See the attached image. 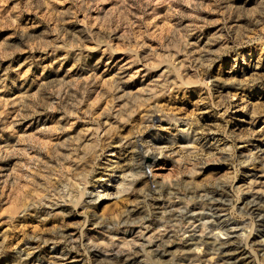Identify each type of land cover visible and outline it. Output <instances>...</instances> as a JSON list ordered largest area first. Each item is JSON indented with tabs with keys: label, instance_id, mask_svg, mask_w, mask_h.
Segmentation results:
<instances>
[{
	"label": "rangeland",
	"instance_id": "obj_1",
	"mask_svg": "<svg viewBox=\"0 0 264 264\" xmlns=\"http://www.w3.org/2000/svg\"><path fill=\"white\" fill-rule=\"evenodd\" d=\"M159 184L179 193L145 198ZM202 191L264 264V0H0V264H122L89 239L130 241L102 225L134 207L165 245L135 264H174Z\"/></svg>",
	"mask_w": 264,
	"mask_h": 264
},
{
	"label": "bare ground",
	"instance_id": "obj_2",
	"mask_svg": "<svg viewBox=\"0 0 264 264\" xmlns=\"http://www.w3.org/2000/svg\"><path fill=\"white\" fill-rule=\"evenodd\" d=\"M15 146H16L15 143H14V145H12L10 143V144H4L1 147L5 150V152L11 153L15 150L14 149ZM160 154H162V152ZM140 156H141V159L143 161H145V157L147 155L145 154L143 156L142 155H140ZM146 159H150L151 162L147 163V166H146V164L144 165V163H142V170H145L146 172L148 171L149 173H151L153 178H156L157 174L153 173V168L158 167V165H157L158 164V158H156V156L154 155L152 157L148 156V157H146ZM250 187H251V185H250ZM171 189H172L171 187H170V189L167 187H164V184H159V186H157V187L154 186L150 190V192H148L146 194L145 198L148 197L149 194L152 196H156V195L160 196V195L166 193V195L174 197L175 195H177L179 193V192L177 193L176 191L173 192L172 191L173 189L172 190ZM249 189H247V190H249ZM259 192H261V191L259 190ZM199 194L200 195H198V197L200 199H202V200L206 199L208 201L205 203L202 202L203 208H201L200 213H197V214H199V216L195 215L196 209L194 207L193 208H189V207L184 208L181 211V214L184 216L183 222L185 221V225L183 224L184 227L181 228L180 230L184 233L185 232L187 234L189 233L188 234L189 236L187 237L186 240H184V237L182 238L184 240L181 243L184 247L182 250L183 253H181L182 256H180L179 258L177 257L178 260L175 258L177 261L174 264H191V262L194 260H192V258H190V259L187 258L186 255L190 254L189 251L195 246H196L195 247V249H196L198 245L207 246L208 251L212 252V254L217 256L219 261H217L216 264H239V262H238L239 259L237 258V256L234 257V255L239 254L238 252H242L241 251L242 250L241 244H238L237 242L235 243V241L233 243L229 239L230 238L229 236L232 234V232H234V230H236L237 224H235V223L230 224L229 223L230 220H226L225 222H223V224H221L220 222L218 224L217 223L213 224L215 220L211 221L208 216L214 217L215 210H216L215 209L216 203L218 202V200L214 199L213 195H211L205 191L204 192L202 191ZM255 194H257V193H255ZM262 202L260 200H258V201L253 200L250 203H248L247 208H246L247 213L249 212V214H251L253 218L255 217L256 219L255 218L254 219L260 225L261 224L263 225V223H264V205L262 204ZM166 207H168V206H166ZM166 207L163 208V205H162L163 210H161V213H159L162 216V218L160 219V223H162L160 228L164 227L165 224L170 225V223L175 222V220H176V222H179L177 219L178 216H176V214H174L177 212H175V210H172L170 206H169L170 209L166 208ZM158 209H161V208L158 207ZM176 211H178V210H176ZM137 213H140V210L137 207H134L131 210H127L125 212L124 216L122 217V219L119 218L118 221H116L113 225L112 224L111 225L110 224H103L102 225L109 232V234H113L112 236L116 237V239L119 237L118 235H122V237H121L122 239L123 238H128V239L130 238V241H127V242L126 241H120V243L118 245H113L112 242L108 243V244H107V242L106 243L102 242L99 245H95L94 241L90 238L89 242L91 243L92 247L99 249L101 251V253L105 256L109 253L112 254V256H113L112 258H115V260L117 262L119 259H121L122 264H135V262H137V259H138L137 257L140 254L144 255L146 258H149V255L153 251L154 248H158V247L161 248L164 245L163 237L162 238H160L161 236L160 237H155V236L152 237L151 234L149 235V231L146 233L145 231L142 230L141 227L137 228V229L134 227L131 228L130 224H132L134 222L137 223V221H136L137 219H136V217H134ZM178 213H180V212H178ZM196 216L199 217V219L196 220ZM143 221H144V219L138 220V222H140V224H142V225L144 224ZM127 225L128 226L130 225V227H126ZM96 226H100V222L97 223ZM123 226H125V227H123ZM145 226L147 227L146 228V231H147V229L151 226V223L147 222L145 224ZM197 232L200 233L199 237H197L198 236ZM263 232H264V230H263ZM61 236L67 237L71 241L74 240V235L61 234ZM185 237H186V235H185ZM252 237H253V235H252ZM263 243H264V241L260 244L263 245ZM105 244H107V245H105Z\"/></svg>",
	"mask_w": 264,
	"mask_h": 264
}]
</instances>
